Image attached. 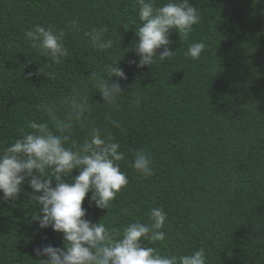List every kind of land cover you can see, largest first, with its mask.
I'll use <instances>...</instances> for the list:
<instances>
[{"label": "trees", "instance_id": "trees-1", "mask_svg": "<svg viewBox=\"0 0 264 264\" xmlns=\"http://www.w3.org/2000/svg\"><path fill=\"white\" fill-rule=\"evenodd\" d=\"M190 2L201 21L186 40L171 31L172 60L138 68L130 63L139 62L137 0H0V151L32 131V121L51 127L42 106L87 85L91 111L74 125L70 142L98 127L120 145L129 183L109 209L98 208L89 192L86 218H104L122 232L133 222L150 223L151 209L162 208L166 239L144 241L162 255L203 247L208 264H264V0ZM36 24L65 32L70 55L59 65L24 39ZM103 26L114 41L107 52L84 36ZM198 41L206 44L199 59L186 56ZM114 61L127 79L118 80L124 93L110 108L88 76ZM140 149L154 162L149 178L131 167ZM23 187L15 202L0 200V264H38L43 257L35 249L65 243L62 233L32 220L38 208L32 189Z\"/></svg>", "mask_w": 264, "mask_h": 264}, {"label": "clouds", "instance_id": "clouds-1", "mask_svg": "<svg viewBox=\"0 0 264 264\" xmlns=\"http://www.w3.org/2000/svg\"><path fill=\"white\" fill-rule=\"evenodd\" d=\"M139 4L135 53L139 57L130 61L138 68L152 66L158 59L170 62L175 55L168 45L171 31L186 40L201 21V13L190 0H137ZM73 30H80L77 21L69 22ZM108 27L84 31L93 49L107 52L114 41L107 38ZM65 32L53 26L36 24L26 30L24 39L52 63L59 65L70 55L64 43ZM11 47V44L9 45ZM203 41L189 45L185 55L199 59L205 50ZM158 49H162L159 53ZM120 60V59H119ZM40 71H43L42 69ZM49 79L52 73H47ZM116 78V79H114ZM92 87L101 95L104 104L112 107L124 93L119 79H127L119 61L105 64L100 71L88 76ZM140 97H136L139 105ZM51 121H32L20 138L0 151V200L15 202L24 191V184L32 189L28 195L38 210L32 220L41 229L51 227L62 233L64 246L45 245L35 249L43 257L38 264H208L203 247L187 255H162L151 243L164 241L163 231L167 214L162 208H152L150 223L133 222L115 232L104 223V218L93 222L86 218L85 198L98 208L109 209L122 188L129 183L119 161L124 154L112 137H104L93 127L81 143L70 142L76 123H83L91 105L87 85L73 89L72 93L42 106ZM63 109L64 115H61ZM153 159L149 152L136 151L131 167L144 178L154 174ZM79 169V175L72 176ZM55 182V183H54Z\"/></svg>", "mask_w": 264, "mask_h": 264}]
</instances>
